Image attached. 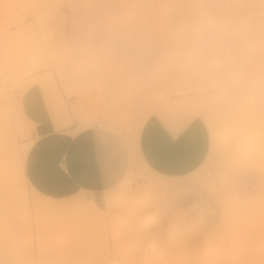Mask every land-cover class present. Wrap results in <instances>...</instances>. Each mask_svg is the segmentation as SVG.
Wrapping results in <instances>:
<instances>
[{
  "label": "rangeland",
  "instance_id": "obj_1",
  "mask_svg": "<svg viewBox=\"0 0 264 264\" xmlns=\"http://www.w3.org/2000/svg\"><path fill=\"white\" fill-rule=\"evenodd\" d=\"M106 1L19 0L16 23L0 8V118L14 124L11 165L18 173L22 163L26 183L0 176V264H264V140L241 122L242 111L225 118L223 106L212 104L219 93L214 58L241 57L233 37L238 25L248 19L264 36V20L251 18L259 3L229 0L236 22L223 30L212 11L220 0H170L169 11L143 0ZM175 49L183 52L173 58ZM247 54L257 59L256 48ZM202 73L211 79L206 84L178 81ZM141 79L157 82L161 97L140 92ZM34 83L45 100L55 97L52 106L69 134L99 123L120 130L131 145L143 114L167 106L192 115L188 101L202 99L217 111L210 122L194 111L209 133L207 156L170 189V181L136 163L97 199L98 217H87L75 201H93L83 189L41 187V150L27 145L37 139L14 114ZM43 198L66 205L41 218L34 201Z\"/></svg>",
  "mask_w": 264,
  "mask_h": 264
},
{
  "label": "crops",
  "instance_id": "obj_2",
  "mask_svg": "<svg viewBox=\"0 0 264 264\" xmlns=\"http://www.w3.org/2000/svg\"><path fill=\"white\" fill-rule=\"evenodd\" d=\"M21 109L37 139L30 146L41 150V187L48 193L58 191L57 185H67L66 190L81 188L95 204L136 163L170 181L165 185L170 189L175 185L172 181L197 170L209 150L207 127L191 109L192 115L167 106L151 111L132 145L120 130L99 123L76 134L57 127L36 83L23 92Z\"/></svg>",
  "mask_w": 264,
  "mask_h": 264
},
{
  "label": "bare ground",
  "instance_id": "obj_3",
  "mask_svg": "<svg viewBox=\"0 0 264 264\" xmlns=\"http://www.w3.org/2000/svg\"><path fill=\"white\" fill-rule=\"evenodd\" d=\"M107 1H110V0H107ZM107 1H106V3H107ZM143 1H144V3L147 4V6L154 8V9H161L163 11H169L171 9L170 0H143ZM221 1L223 2V4H221L222 3ZM220 2H221L220 5H222V6L214 7V8H212L213 9L212 11L214 13H216V16H217L216 18L222 24L221 28L223 30H225L227 28L226 26L232 25L236 21H233L234 20L233 18H235V17H233V15L231 16V14H229V10L227 8L228 4H229L228 3L229 0H220ZM257 2L259 3V8L256 9L257 11H256V13H253V15L251 14V11H250V17L252 15L251 18L259 19V21L261 20V22H262L264 20V0H254V2L252 4L257 3ZM111 3H113L115 5L120 4L118 2V0H111ZM111 3H110V5H111ZM18 4H19V0H0V8H5L9 12H11L13 22H15V23L18 21V19H16V16H15L16 15L15 11L18 8ZM237 5H238V3H237ZM242 5H243V3H242ZM239 6L240 5H238V7ZM250 8L252 9L253 6H251ZM244 9H246V8H244ZM243 11H245V10H243ZM247 12H249V11H247ZM254 12H255V10H254ZM245 20H246V22H244V25H238V27L235 29L236 33L233 36L234 39L236 38L238 41H240V44H242V46H240L241 48L238 47V50L235 49V50H237V52L238 51L241 52V57L238 60H235L232 56H229L228 58H225V57H218L217 58V57H215L214 61L212 63V66L214 68L213 70H215V72H217L216 78H212V80L216 81L217 86L219 87L218 97L215 99H212V102H213L212 104H215L218 107L223 106L222 108H220L221 112H219V113H220V116L222 115L225 118L228 117L227 113L229 115V112L231 113V111H233V110L242 111V114L240 116L241 122L243 124H245L246 126L251 127V129L254 128L255 131L258 132L259 137H262V139L264 140V36L261 37L256 32V29L253 28L254 26L253 27L251 26L250 20H248V19H245ZM261 32H263V31H261ZM181 38H183V37H181ZM181 38H180V41L182 40ZM185 38H187V37H185ZM182 42H184V41H182ZM186 42L187 41H185V44H186ZM232 43L233 42H231V45H232ZM235 46L237 47V45H234V48H236ZM252 48H256L257 59L255 60V58H254L251 61L250 57H248L249 58L248 59L246 56H248V54H247L248 49H252ZM179 50H181V49H179ZM179 50L175 49L174 52H172L174 55L173 58H175L177 55L180 54ZM232 50H234V49H232ZM232 53H234V51L231 52V55H232ZM170 62H171L170 63L171 65H173L175 63V62H173V60H171ZM207 66L211 67L210 65H207ZM210 80L211 79L208 77V74L202 73L201 77L197 78V80H195L193 82H189L186 79V77H184V76H180L178 81L181 85L192 86L193 84L194 85L195 84L196 85L206 84ZM65 86L66 85H63V87H65ZM138 86L140 88V92H142V93L147 92V94H148L147 96H149V98L150 97L152 98L153 96L157 95L156 97H154V99H155L159 96L158 92H156L157 89H159V84L155 81L147 80V79H141ZM59 88L57 87V84L54 85V89L58 90ZM159 97H161V96H159ZM54 101H55L54 96H47L46 103H47V106L49 108V112L51 114L53 122L55 123V125L57 127H60L63 125V123L65 121H63V119L61 118V115L57 111H55V108L52 106V103ZM81 104L78 103L76 108L80 107V109H81V107L84 106V105L81 106ZM188 104H189L188 105L189 109L201 114L208 122H210L211 119L213 118V114L215 115L217 112V111H215V108H213L212 106H208L205 102L202 101V99L197 100V101H192V102L188 101ZM11 105L12 104H10V106ZM84 109H85V106H84ZM84 109H81V110L83 111ZM14 110L16 111L14 114H18V116L21 118V120H24V121L20 122L21 124H23L25 122L26 125L27 124L32 125V123L23 114V111L21 112L19 110V108L16 106V104H15ZM84 111H83V113H84ZM79 112H80V110H79ZM148 115H149V113H145L140 117V124H139L137 130H135L133 132L132 137H131V139H133L134 143H135V140L137 138V134H138L139 128L141 126V123L144 121V119ZM20 118L17 117V119H16L14 117L13 121H14V119H16V121L18 120L17 123L19 124ZM10 120H12V119H10ZM8 121H7V119L5 120V119L0 118V176L2 178L8 177V178H10V180H13V177H15L17 182H19L20 184H26L25 180L23 178L22 172H21V164L22 163L20 162V165H19L20 170L18 171V173L16 172V170L14 171V168H13L14 166L11 165V161L14 159L15 160L17 159L16 145L14 142V141H16L15 140L16 137H14V141H13V139L11 138L12 137L11 134L13 132L12 125H14V124H11ZM13 121H12V123H13ZM14 123H16V122L14 121ZM21 124H19L18 126L20 127ZM25 124H23L21 126V128L23 127L24 131H27L28 129L27 130L25 129V126H26ZM14 127L16 128L17 125ZM29 127H31V126H29ZM16 130H17V128H16ZM29 130L27 132H29ZM17 132L19 133L18 130H17ZM25 134H27V133H24L22 135L24 136ZM29 142H27V143H29V144H27L28 146L32 144L33 140H31ZM23 146H25V145H23ZM71 198H73V200L76 198L75 201H76V204H78V206H80V208H78V209H79V212L81 214H83L87 217H95V218L98 217L97 211L99 210V208L93 201H90L87 204L83 197L78 196L75 198L74 197H71ZM68 199H70V198H68ZM73 200L71 202H73ZM66 202H67V200H66ZM24 203H25V201H24ZM64 205H66V204L54 203V201H52L49 198L35 199V201H34V209L37 212L36 214L41 215V218L43 217L44 214H46V212L54 210L55 207H60V206H64ZM72 205H74V203H72V204L70 203V206H67V207H71ZM43 207H45V208L43 209ZM64 208H66V207H64ZM68 209H70V208H68ZM15 211H16V209H15ZM75 213H77V212L75 211ZM27 215H28V213H27ZM24 216H25V214H24ZM0 260H2V259H0Z\"/></svg>",
  "mask_w": 264,
  "mask_h": 264
}]
</instances>
